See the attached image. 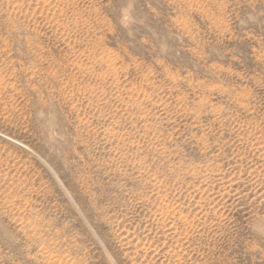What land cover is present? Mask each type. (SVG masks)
<instances>
[{
	"label": "rangeland",
	"instance_id": "1",
	"mask_svg": "<svg viewBox=\"0 0 264 264\" xmlns=\"http://www.w3.org/2000/svg\"><path fill=\"white\" fill-rule=\"evenodd\" d=\"M0 264H264V0H0Z\"/></svg>",
	"mask_w": 264,
	"mask_h": 264
}]
</instances>
